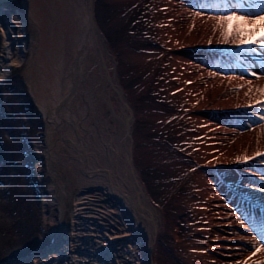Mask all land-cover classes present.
I'll return each mask as SVG.
<instances>
[{"label":"bare ground","instance_id":"obj_1","mask_svg":"<svg viewBox=\"0 0 264 264\" xmlns=\"http://www.w3.org/2000/svg\"><path fill=\"white\" fill-rule=\"evenodd\" d=\"M9 1L0 0V85L15 67L26 71L50 136L46 152L67 153L63 163L84 184L55 244L10 264L264 262V246L252 254V241L264 238V48L227 49L236 47L235 27L247 39L264 20L229 22L223 43L212 18L261 13L264 2L103 0L108 16L123 9L118 25L129 5H147L149 34L109 43L95 0L100 34L87 19L88 0H20L31 41L2 18ZM150 87L169 103L147 99ZM145 167L155 169L158 203ZM167 203L181 206L168 214Z\"/></svg>","mask_w":264,"mask_h":264},{"label":"rangeland","instance_id":"obj_2","mask_svg":"<svg viewBox=\"0 0 264 264\" xmlns=\"http://www.w3.org/2000/svg\"><path fill=\"white\" fill-rule=\"evenodd\" d=\"M145 4L146 1H142L137 6L129 5L134 8L124 14L125 22L118 25L115 18L123 9L108 16L103 0H95V17L109 43L123 41V37L137 41L140 36L149 34ZM3 12L2 18L10 26V31L18 35L23 28L27 33L25 39L31 41L32 29L22 16L24 6L21 1H9ZM118 56L121 58L122 53L119 52ZM121 73L126 76L130 71L124 68ZM221 74L226 75L225 71ZM163 95L164 91L150 87L145 97L168 104ZM39 109L27 82L26 71L15 67L0 85V264L17 263L21 257L48 245V226L55 225L60 214L67 213L71 200L82 186L71 166L63 163L65 158L68 160L67 153H60V157L53 154L56 152H46L50 136ZM182 123L178 120L176 125ZM162 131L163 134L169 133L166 127ZM169 134L170 139L176 137L174 131ZM153 136L161 137V134L151 133L150 137ZM154 171V168L145 167L142 176L158 203L161 191L152 177ZM64 191L68 193L67 197L62 196ZM168 206L170 209H164L172 214L181 204Z\"/></svg>","mask_w":264,"mask_h":264},{"label":"snow or ice","instance_id":"obj_3","mask_svg":"<svg viewBox=\"0 0 264 264\" xmlns=\"http://www.w3.org/2000/svg\"><path fill=\"white\" fill-rule=\"evenodd\" d=\"M262 2H264V0H262ZM212 18L216 20V25L221 30L220 34L222 42L229 43V33L224 27L226 24L234 20L240 21L242 24H256L258 20H264V12L240 14L233 9L231 11L218 13ZM262 31H264V28H262ZM234 33L235 34L231 39V43L234 44L237 48H249L253 49V52L257 47L264 48V35H261L259 38H257L255 30H252L250 32L247 39H245L244 30L239 26L235 27ZM209 43H211V41H209ZM185 83L189 82L186 81ZM257 103L260 104L261 102L258 101ZM260 119H264V116H261ZM257 155H264V153L257 152ZM252 244L255 249L252 254L255 255L256 252L262 250L260 246H264V238H261L259 241L253 240ZM257 244L260 246H257ZM248 259H251V257H249ZM244 264H247V262L245 261ZM253 264H256V262L254 261ZM261 264H264V262H261Z\"/></svg>","mask_w":264,"mask_h":264},{"label":"water","instance_id":"obj_4","mask_svg":"<svg viewBox=\"0 0 264 264\" xmlns=\"http://www.w3.org/2000/svg\"><path fill=\"white\" fill-rule=\"evenodd\" d=\"M87 7H86V15H87V19L89 18V23L91 25V27L93 28V30L95 32H97V34H100V31L95 23V20L93 18V1L92 0H88L87 1ZM136 187L137 190H139L138 185H134Z\"/></svg>","mask_w":264,"mask_h":264}]
</instances>
